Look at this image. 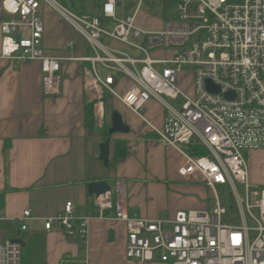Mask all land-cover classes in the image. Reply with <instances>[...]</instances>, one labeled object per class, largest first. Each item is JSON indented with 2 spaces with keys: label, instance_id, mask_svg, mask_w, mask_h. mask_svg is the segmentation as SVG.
Here are the masks:
<instances>
[{
  "label": "built area",
  "instance_id": "obj_1",
  "mask_svg": "<svg viewBox=\"0 0 264 264\" xmlns=\"http://www.w3.org/2000/svg\"><path fill=\"white\" fill-rule=\"evenodd\" d=\"M142 2L138 0L136 12ZM1 8L6 17L0 23V59L12 66L38 62L43 95H56L61 63L46 54L43 42V11H52L86 42L90 56L78 60L90 65L86 75L91 88L119 101L163 146L181 155L179 177L198 176L211 190V210L178 211L171 220L150 221L128 213L126 184L115 181L94 204L98 218L112 211L124 224L127 259L264 264V187L250 182L246 159L247 153L264 150V0H177L160 31L137 27L136 12L119 18L114 0L101 2L96 16H77L54 0H2ZM65 47L73 49L74 43ZM155 48L181 51L173 58L151 59L148 51ZM207 80L219 93L207 90ZM125 81L130 82L128 88ZM189 82L191 92L182 91L180 85ZM228 93L233 97L227 99ZM151 100L163 110L159 129L144 115ZM189 147L205 155H190ZM218 187H228L223 202ZM225 204H231L237 218L226 217ZM73 208L66 202L45 229L55 220L85 244L91 217L76 220ZM28 216L29 211L23 212L22 219ZM20 251L19 244H0V264H20Z\"/></svg>",
  "mask_w": 264,
  "mask_h": 264
},
{
  "label": "crops",
  "instance_id": "obj_2",
  "mask_svg": "<svg viewBox=\"0 0 264 264\" xmlns=\"http://www.w3.org/2000/svg\"><path fill=\"white\" fill-rule=\"evenodd\" d=\"M103 1L87 15H98ZM1 3L0 23L6 17ZM119 10L116 4V14L122 18ZM43 13L46 54L61 63L59 92L43 95L38 62L12 66L0 59V244L19 240L20 264H164L158 257L151 262L125 257L124 224L112 211L97 217L88 184L107 182L113 188L115 181L122 180L127 188L128 213L150 221L171 220L178 211L211 210L202 199L206 187L198 176L179 177L181 155L163 146L119 101L104 90L91 88L86 75L90 65L78 60L90 56L86 42L62 27L64 22L55 13ZM1 39L0 33V46ZM67 42L74 43L73 49L65 47ZM89 105L93 118L86 122ZM113 111L130 130L110 137L109 166L105 167L99 160V146L109 138L105 133ZM144 115L151 125L161 128L163 110L158 103L149 101ZM116 141L122 142V156L115 155ZM257 153L246 154L254 186L263 185L252 167ZM66 202L73 203L74 219L91 217L85 244L55 220L45 229L46 222L58 215ZM26 211L29 216L22 219ZM22 225L25 230L20 229Z\"/></svg>",
  "mask_w": 264,
  "mask_h": 264
},
{
  "label": "rangeland",
  "instance_id": "obj_3",
  "mask_svg": "<svg viewBox=\"0 0 264 264\" xmlns=\"http://www.w3.org/2000/svg\"><path fill=\"white\" fill-rule=\"evenodd\" d=\"M55 2L63 5L65 8H67L71 13L81 16V15H87L89 13H94L96 8L98 9V1L99 0H54ZM117 7L120 8L119 15L122 17L126 16H132L136 12V7L138 5V0H115ZM177 0H143L140 8L136 12L135 16V25L145 31H160L164 27V23L170 20L171 11L173 9V3ZM166 8V15L164 14V10ZM62 27H66L67 29L72 32V35H76L75 31L71 28L70 25H68L66 22L61 25ZM77 36V35H76ZM104 43L106 44V39L104 40ZM142 46H145L144 43L141 44ZM122 50L129 52V50L125 47H120ZM181 50L180 49H164V48H155L150 51H148V56L151 59H169L173 58L177 54H179ZM125 88H128L130 86L129 81H125ZM180 89L185 92H191V86L190 82L185 85L181 84ZM123 90L118 89L117 92L121 93ZM257 156L252 157V167L253 171L257 172L259 175V178L261 179V184L258 185L259 187H264V150L257 151ZM248 163V160H247ZM219 196L222 200V202L226 199V192L228 190V187L226 188H217ZM238 190L241 191V186H238ZM202 199L207 202L210 206V208L214 207V200L212 196V192L209 189L203 188V196ZM233 204V202H231ZM231 204H225L227 208V216L229 218H232L233 216H236L237 218V212L236 210L230 209Z\"/></svg>",
  "mask_w": 264,
  "mask_h": 264
},
{
  "label": "water",
  "instance_id": "obj_4",
  "mask_svg": "<svg viewBox=\"0 0 264 264\" xmlns=\"http://www.w3.org/2000/svg\"><path fill=\"white\" fill-rule=\"evenodd\" d=\"M206 88L211 93H219V88L215 87L210 80L205 82ZM233 95L231 93L226 94V98L230 99ZM110 127L107 130L109 138L105 140L99 146V160L103 163L105 167L109 166V155H110V137L115 134H127L130 130L129 126L125 124L122 116L117 112L113 111L110 117ZM111 190L110 185L107 182H94L88 184L87 191L88 197L95 200L99 196L104 195L106 192ZM11 243L19 244L21 247V242L19 240H11Z\"/></svg>",
  "mask_w": 264,
  "mask_h": 264
},
{
  "label": "trees",
  "instance_id": "obj_5",
  "mask_svg": "<svg viewBox=\"0 0 264 264\" xmlns=\"http://www.w3.org/2000/svg\"><path fill=\"white\" fill-rule=\"evenodd\" d=\"M110 97H111V96H110ZM91 108H92V105H89V106H87V107L85 108V110H86L85 121H86V122H90V121L92 120V118H93ZM105 134L108 136L107 131H106ZM108 137H109V136H108ZM121 145H122V142H120V141H116V142H115V155H116L117 157H118V156H122V154H121V149H120V148H121ZM187 151H188V153H189L190 155H199V156L205 155V151H204V150L196 151V150H194L192 147H189Z\"/></svg>",
  "mask_w": 264,
  "mask_h": 264
},
{
  "label": "clouds",
  "instance_id": "obj_6",
  "mask_svg": "<svg viewBox=\"0 0 264 264\" xmlns=\"http://www.w3.org/2000/svg\"><path fill=\"white\" fill-rule=\"evenodd\" d=\"M109 11H111V6H109ZM6 52L8 51V49L5 50Z\"/></svg>",
  "mask_w": 264,
  "mask_h": 264
}]
</instances>
